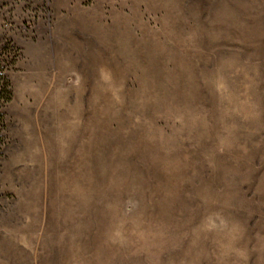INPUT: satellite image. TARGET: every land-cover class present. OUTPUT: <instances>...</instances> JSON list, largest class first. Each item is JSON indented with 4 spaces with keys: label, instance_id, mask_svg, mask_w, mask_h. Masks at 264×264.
<instances>
[{
    "label": "rangeland",
    "instance_id": "1",
    "mask_svg": "<svg viewBox=\"0 0 264 264\" xmlns=\"http://www.w3.org/2000/svg\"><path fill=\"white\" fill-rule=\"evenodd\" d=\"M3 83L0 264H264V0H0Z\"/></svg>",
    "mask_w": 264,
    "mask_h": 264
},
{
    "label": "trees",
    "instance_id": "2",
    "mask_svg": "<svg viewBox=\"0 0 264 264\" xmlns=\"http://www.w3.org/2000/svg\"><path fill=\"white\" fill-rule=\"evenodd\" d=\"M2 89V91H6V89H5V84L3 83L1 86H0V90ZM7 101H8V99H7Z\"/></svg>",
    "mask_w": 264,
    "mask_h": 264
}]
</instances>
